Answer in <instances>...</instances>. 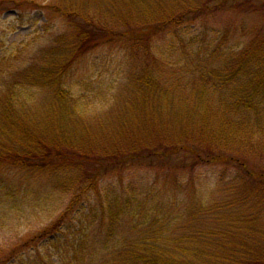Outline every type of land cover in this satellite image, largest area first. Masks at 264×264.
<instances>
[{"label":"trees","instance_id":"16d2710c","mask_svg":"<svg viewBox=\"0 0 264 264\" xmlns=\"http://www.w3.org/2000/svg\"><path fill=\"white\" fill-rule=\"evenodd\" d=\"M49 1L42 5L35 0H0V13L19 14L31 8L57 15L68 26L52 46L38 49L29 47V42L0 55V230L11 221V212H30L29 202L46 209L53 195L68 200L57 218L38 233L12 245L0 244V264H264V222L259 218L264 210V173H247L244 162L237 160V165L249 181L237 178L242 184L235 186V193L245 198L235 201L239 205L232 216L218 212L224 220L235 217L222 241L208 245L218 256L205 262L196 242L211 235L201 225L189 229V222L197 213L202 218V212L225 207L189 204L179 216H170L172 205L165 203V217L160 207L149 214L135 192L132 197L115 194L109 187L101 189L105 181L112 187L109 175L121 181L130 168H147L184 150L193 156V166L202 164L203 158L234 162L235 150L249 145L245 151H255L253 142L263 155L264 28L246 43L227 46L225 54L219 44L228 41L224 30L210 31L209 39L207 30L206 36L195 35L205 25L195 30L192 24L214 17V1L224 5L240 0H133L132 7L115 18L104 13L124 0ZM186 3L190 6L180 8ZM249 5L245 0L244 7ZM239 9L240 4L230 13ZM250 10L264 16V4L241 11ZM117 23L122 30L116 29ZM114 49L123 51L117 59L105 53ZM175 54L182 58L177 70L189 66L191 78L170 81L174 77L170 67L176 63L167 58ZM111 58L116 59L112 67L117 72L128 61H133L134 72L138 60L142 70L145 67L136 77L137 90L111 94L114 86L105 77ZM87 61L88 73L85 68V75L74 83L73 73ZM197 62L208 68L205 74L195 75ZM207 81L212 88L205 86ZM70 84L82 87L81 97L72 94ZM213 91L222 92V102H208ZM230 99L235 101L229 103ZM193 103L198 106L191 109ZM220 108L228 120L237 114L255 117L250 126L242 122L227 130L229 138L234 135L231 144L219 136V122L215 126L202 121ZM189 111L201 116L197 125L203 126L196 128L190 121V128L197 129L202 152L187 147L188 142L178 146L177 138L165 135L176 126L167 120ZM238 128L242 139L236 135ZM117 180L120 189L123 184ZM250 206L254 212L248 215Z\"/></svg>","mask_w":264,"mask_h":264},{"label":"rangeland","instance_id":"374dc122","mask_svg":"<svg viewBox=\"0 0 264 264\" xmlns=\"http://www.w3.org/2000/svg\"><path fill=\"white\" fill-rule=\"evenodd\" d=\"M124 1L125 2H122V5L117 4L119 1L116 2L115 5L110 6L109 9H106L108 11L104 14L110 15L115 18L118 16V12H122L127 6L131 8L134 3L133 0ZM35 2L42 5L51 3L49 0H35ZM244 2L245 0H240L236 2H228L227 4L222 5L214 1L213 6L216 7V12L213 14L214 17L210 19H204V22L192 24L195 30L199 28L201 24L205 25V27H203L202 29H197L195 35L198 36V33H200L201 35L199 36H203V34L205 35V32L207 30L208 38L210 39L212 38L211 34L209 33L210 31L224 30V38H226L228 41H224L223 43L219 44L222 45L221 47L223 48L225 54L229 53V51L227 50V46L231 45L232 43L236 41H238L239 43H246L247 41L253 39L251 38V35L254 34L257 29L264 28V16H262V14L255 15L253 13L254 11L252 10L249 11L251 13L243 14L241 10L246 7L260 6L264 4V0H249L250 5L245 7ZM239 4L240 6H242V9H239L240 11L237 10L234 13H230L231 9L233 7L236 8V6H238ZM189 6L190 3H186L180 8H186ZM44 16L45 20L39 12L31 8L23 9V11L19 12V14L14 11L0 13V55H4L6 53L8 54L9 52L11 53L15 48L21 47L22 44L25 45L29 42L32 43L29 47H36L38 49L52 46L53 42L55 41L54 39L57 38V36L62 35L65 30L68 29V26L66 25V21L57 15L51 16L44 13ZM114 26H116V29L122 30L121 23H117ZM155 38L158 39L159 37ZM202 39L203 38H201L200 40ZM118 51L119 50L115 51L114 49L112 53H110V51L105 53L117 59L123 52L120 51L118 53ZM234 51H230V53H233ZM164 58L165 55L163 56V59ZM116 59L112 60L111 58L110 69L105 75L108 80L107 82L114 86L111 94H122L126 89H128V93L132 92L135 86H138L136 83V77L145 71V67L144 70H142L143 66L141 65V63H139L138 60L136 61L137 63H135L137 71L134 72L131 70V64L133 63V61H128L126 67L123 70L119 69L117 72V69L114 70V68L112 67V63H115ZM179 59L182 58H180L179 56L177 58V54H175L173 58H167V60L171 64L176 63V65L170 67L173 68L171 69V71L174 75L173 78H170L171 82L180 77L181 79L191 78L189 66L185 68L183 65V73L179 74L180 70H182H177V67H179L178 63L180 62ZM119 62L124 61L119 60ZM90 65V61H87L80 65L78 73H73V81H75L74 83H76L77 79L79 80L85 75V68L87 71L86 73H88ZM193 67L195 75L197 76L205 74L208 71V68L204 70L205 65H202L199 62L195 63ZM205 86L207 88H212V86L208 84V81L205 83ZM70 88L73 95L81 97L82 87L79 84H75V86H72L70 84ZM231 89H233V87L230 86L228 89L230 90L228 91L229 95L232 94ZM213 92L214 94L212 96V99L210 100L208 98V102L210 101V103L212 104H216L219 101L222 102V98L224 96L223 94H221L222 92ZM197 95H200L199 91ZM233 101H235V99H230L229 103H232ZM193 104H191V109H194V107L198 106V103H195L194 106ZM211 107L215 108L213 106ZM221 109L222 108H220L219 111H216L215 114H204L205 119L202 121H205L206 123V121L210 120L215 126H217V123L219 122V136L224 140L226 144H231L235 142L233 140L234 135L232 134L229 138L231 133H229L227 130L229 128H232L234 130L235 126L239 125L242 122H245L248 126H250V123L253 122V119H255V117L253 115L237 114L233 116L231 120H228V118L224 116V112L221 111ZM200 117L201 116L199 114L189 111L186 116L169 118L167 122L172 126H176L174 127V129L172 128V131H168L167 133L165 132V135L167 134L171 135V137L173 138H177L175 140L178 146H181V144L188 142L187 147L193 145L196 151L201 150L202 152V148L200 149V142L197 141L199 134L197 132V129H195V127L201 128L203 126H201V122L197 125ZM189 118L192 120H190ZM190 121L193 124H196L194 128H190ZM239 131L240 129L238 128V130L236 131V135L239 133ZM237 136L240 137V139L243 138L242 135L238 134ZM233 145H230L229 147L232 148ZM252 145L255 148V151H253L252 153H247L245 151V147L249 145H245L240 151L235 150V155H231L234 159H236V161L226 164L215 163L213 161L211 162L210 159L208 160L203 158L202 164L193 166L191 164V162H193V156L190 155L186 150L180 151L176 154H173L172 156H167L168 158L158 160V162H155L154 164L151 163V165L147 166V168H130L128 171H125L122 174L121 181L115 179L114 174L111 175V177L113 178H111L109 175L107 179L110 180L109 182L112 183L113 188L106 185L107 181H105L102 184L103 186L101 187V189H103L104 187H109L113 192H115V194L116 191L123 192L125 195L132 197H134L135 192L138 197V201L143 205V209L145 208V210L149 211V214H152L154 211H156L157 208H163L161 214L165 217H167V215L165 214H168L167 206L165 203H167L168 205H172L169 208L170 216H179L180 209H185L189 204L194 205L196 208L203 207L204 209L212 208L215 206L225 207L224 209L208 210L206 211L207 214L202 212V216H204L202 218H200L197 213L195 214V216L193 215V223L192 220L191 222H189V220L186 219L191 224L189 225V229L193 228L194 225H197L200 228L201 225L202 229L205 228L204 230L209 231L211 235L210 238L204 237L203 241L201 240L196 242L198 247L197 252L201 256L199 258L202 259V262H205L212 257L218 256L215 255L209 247L215 245V243H220L222 241L220 237L223 236V233H225V231L227 232V230H229V227L231 226L230 223L235 217L234 215L233 218L227 216L226 220H224L217 215L218 212H222L223 214L228 212L229 215L232 216V214L236 213L235 208L239 205L235 201L245 198V195H239L238 193H235V191L237 190L236 187L248 180L244 175L245 173L241 170L240 167H238L237 163L239 162H237V160L241 161V163L244 162L246 164L248 168L247 173H251V175L255 173L260 174V170L264 173V154L261 155L260 151H258V144L253 142ZM201 152H199L200 155L204 156V154H202ZM220 155L224 156L225 152L220 153ZM237 178L242 183L240 181H237ZM115 180L123 184V187L118 189L120 185ZM65 198L61 195H53L52 201L49 207L46 209H44V207L36 206L35 202L32 201L27 203L31 205L29 207L30 212H11V221L5 225V229L0 230V244L3 243L6 246L12 245L18 239L29 237L38 233L42 228L46 227L52 221H54L55 218H57L60 211L63 210L64 207H62L61 205L65 204L68 200V197L65 196ZM192 202H197V204L195 205ZM249 208L251 209V212H249L248 215H251L254 211L252 210L251 206ZM166 210L167 212H165ZM259 214L261 222H264V210ZM181 222L180 226H178V228H180V233L184 231V225ZM257 224L258 222H255V226H257Z\"/></svg>","mask_w":264,"mask_h":264}]
</instances>
